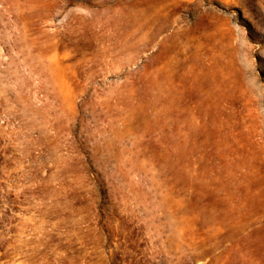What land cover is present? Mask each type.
Wrapping results in <instances>:
<instances>
[{"label": "rangeland", "instance_id": "obj_1", "mask_svg": "<svg viewBox=\"0 0 264 264\" xmlns=\"http://www.w3.org/2000/svg\"><path fill=\"white\" fill-rule=\"evenodd\" d=\"M0 264H264V0H0Z\"/></svg>", "mask_w": 264, "mask_h": 264}]
</instances>
